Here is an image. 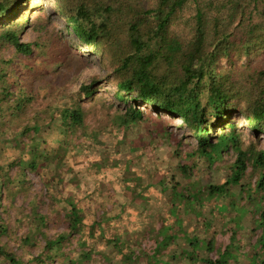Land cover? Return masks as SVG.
Instances as JSON below:
<instances>
[{"label": "rangeland", "instance_id": "obj_1", "mask_svg": "<svg viewBox=\"0 0 264 264\" xmlns=\"http://www.w3.org/2000/svg\"><path fill=\"white\" fill-rule=\"evenodd\" d=\"M35 1L31 21L40 14L48 15V32L53 37L61 30L84 63L74 58L71 64L56 68L42 51L41 55H31L27 59L40 63V68L30 73L32 78L25 70L20 71V64L19 70L11 76L12 89L15 85L21 86L29 93L30 85L33 86L34 97L28 104L27 113L29 117H35L31 122L43 124L38 140L30 133L21 137L20 142L15 136L17 126L22 128L19 124H23L24 119H16V124L6 117L0 120L4 132L0 137V164L7 167L12 161L21 159V164L29 161L31 151L39 141L38 151L42 155L36 170L24 168L27 190L17 193L14 198L4 193L0 210L9 226L15 229L9 240L11 250L24 262L29 260L27 264H188L181 258V251L183 248L193 251L189 238L196 237L213 247L212 250L206 247L194 249L199 256L217 259L229 249L226 256L232 258L227 264H257L264 260V247L258 242L263 233L256 220L264 199L261 196L250 198L247 191L241 192V184L233 186L226 198L211 197L206 191L207 185L222 183L229 176V165L236 153L229 150L223 160L212 165L202 156L188 159L185 153L197 147V140L182 119L159 114L169 121L166 126L159 120L158 113L141 101L139 106L151 113L145 112L136 125H119L115 115L124 112L130 102L115 98L116 85L106 81L108 72L101 67L99 55L77 39L66 20L55 11L53 0ZM39 34L41 38L44 36L40 41H45L46 30ZM39 34L28 27L22 39L33 41ZM47 47V51L52 50L49 45ZM4 53L9 57L14 49H5ZM22 57V54L17 55L15 62L20 63ZM36 74L38 76L33 79ZM96 74L105 79L97 94L100 103L89 99L83 103L87 109V136L79 129L67 137L68 151L61 153L59 150V156L55 149L60 145L59 138L63 137L55 124L61 125V113H55L56 120L47 124L50 117L46 105L50 103L57 111L67 107L72 98L78 97L79 86ZM110 115L114 121L109 119ZM233 121L243 133L245 143H249L251 131L244 117L236 113ZM98 128L100 132L97 133ZM257 145L264 148V133L260 134ZM179 163L192 164L193 168L185 174L178 167ZM8 169L9 174L16 177L23 168L14 165ZM127 178H133V181L125 186ZM171 180L181 183L177 199L170 189H161L163 181L171 185ZM256 180V174H249L243 182H250L254 187ZM18 183V180L14 181L17 188ZM200 187L204 190L197 194L199 199L188 197L197 193ZM135 188H146L149 193L138 196L134 193ZM71 202L81 211L82 225L76 230L69 226ZM35 213L42 215L44 221L37 219ZM36 225L40 227L38 230ZM59 235L64 238L58 239ZM48 238L51 244H59L48 250ZM86 250H91L89 257L85 256ZM47 254L51 259L46 257ZM156 258L159 261L155 263ZM0 264L11 263L2 260ZM193 264L202 263L196 261Z\"/></svg>", "mask_w": 264, "mask_h": 264}, {"label": "trees", "instance_id": "obj_2", "mask_svg": "<svg viewBox=\"0 0 264 264\" xmlns=\"http://www.w3.org/2000/svg\"><path fill=\"white\" fill-rule=\"evenodd\" d=\"M53 3L55 11L66 20L77 39L99 55L101 67L108 72L106 81L116 85L115 98L130 102L124 112L115 115L119 125H136L144 118L145 112L151 113L144 111L139 101L149 105L158 116L166 113L181 118L197 140V147L185 153L188 159L202 156L212 165L223 160L229 150L236 153L229 165V176L222 183L207 185L206 191L211 197L226 198L233 186L241 184V192L247 191L250 198L261 196L264 199V148L257 145L260 134L264 133V0H53ZM35 4V0H0V120L6 117L16 124V119H24V123L19 124L23 127L17 126V141L30 133L37 139L43 127L39 121L31 122L35 117H29L27 113L28 104L34 97L33 86L30 85L29 93L21 86L15 85L12 89L11 76L16 69L19 70V64L20 71L25 70L32 78L30 73L40 68V63L27 59L31 55H41L42 51L56 68L71 64L74 58L84 63L61 30L51 36L48 15L40 14L31 23L30 13ZM28 27L38 34L46 30L45 41H40L44 37L41 38L40 34L33 41H24L22 35ZM47 45L52 50L47 51ZM10 48L14 53L5 57V49ZM20 54L23 57L17 63L15 57ZM89 79L79 86L78 97L72 98L67 107L57 111L50 103L46 105L50 117L47 124L56 120L55 113H61V125L55 124L63 137L59 138L60 145L55 149L59 156L60 152L68 151L67 137L79 129H83V135L87 136V109L83 103L87 99L95 103L101 101L97 94L105 77L96 74ZM236 113L244 117L251 131L252 139L247 144L233 121ZM115 118L109 116L112 121ZM158 118L168 125V120ZM1 123L0 137H3ZM7 139L4 137L9 142ZM23 144L26 146L25 141ZM38 145L31 151L29 161L22 162L26 166L21 164V159L10 162L7 167L0 164V209L3 208L4 193L14 198L17 193L27 190L24 168L37 169L38 158L42 156ZM177 152L183 160L180 149ZM14 165L23 168L16 177L8 172V168ZM178 167L186 174L193 165L179 163ZM249 174L257 175L254 187L250 182H243ZM15 180L19 181L18 188ZM132 181L133 178L125 179V186ZM171 182L169 185L163 181L161 189H170L177 199L181 183ZM134 190L138 196L149 193L146 188ZM203 190L200 187L197 193L188 197L199 199L197 194ZM71 206L69 226L76 230L82 225L81 211L75 203L71 202ZM35 217L44 221L38 213ZM256 220L263 233L258 242L264 247V204ZM39 228L36 225V229ZM14 233L15 229L9 226L0 210V263L6 260L11 264H27L29 260L24 262L9 247ZM57 238L64 237L59 235ZM189 239L193 251L190 248L181 251V258L188 264L196 261L227 264L232 258L226 256L229 249L217 259L199 256L194 249L206 247L212 250V244L196 237ZM55 244L59 243L51 244L49 238L46 239L48 250ZM85 252L86 257L91 255V250ZM46 257L51 259L49 254ZM158 261L156 258L155 263ZM257 264H264V260Z\"/></svg>", "mask_w": 264, "mask_h": 264}, {"label": "bare ground", "instance_id": "obj_3", "mask_svg": "<svg viewBox=\"0 0 264 264\" xmlns=\"http://www.w3.org/2000/svg\"><path fill=\"white\" fill-rule=\"evenodd\" d=\"M167 116V115H166ZM168 117V116H167ZM173 118V117H172Z\"/></svg>", "mask_w": 264, "mask_h": 264}]
</instances>
